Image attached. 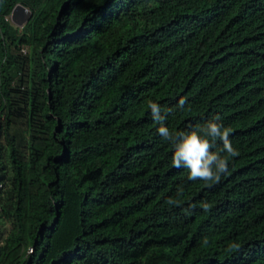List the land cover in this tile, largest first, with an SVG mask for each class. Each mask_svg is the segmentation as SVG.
<instances>
[{
  "label": "trees",
  "instance_id": "obj_1",
  "mask_svg": "<svg viewBox=\"0 0 264 264\" xmlns=\"http://www.w3.org/2000/svg\"><path fill=\"white\" fill-rule=\"evenodd\" d=\"M150 102L231 128L218 183ZM0 219V264H264V0H0Z\"/></svg>",
  "mask_w": 264,
  "mask_h": 264
},
{
  "label": "clouds",
  "instance_id": "obj_2",
  "mask_svg": "<svg viewBox=\"0 0 264 264\" xmlns=\"http://www.w3.org/2000/svg\"><path fill=\"white\" fill-rule=\"evenodd\" d=\"M185 104L186 99L181 98L178 107L184 109ZM148 107L151 109L154 122L159 125L157 133L163 140L170 142L173 147L172 166L186 168L188 179L191 181L201 180L205 183H218L221 175L228 171L229 159L239 155V151L233 147L229 138L232 130L224 126L221 117L217 115L203 126L196 125L190 131L174 133L166 126V116L161 114L160 105L156 102H150ZM217 140L222 142V148L213 151L216 148ZM222 153L224 154L222 155ZM183 191V188L179 187L177 196H180ZM166 203L175 205L179 201L169 198ZM192 207L194 208L195 205ZM202 207L205 211L208 210L206 203ZM232 247L235 248L238 245L233 244Z\"/></svg>",
  "mask_w": 264,
  "mask_h": 264
},
{
  "label": "water",
  "instance_id": "obj_3",
  "mask_svg": "<svg viewBox=\"0 0 264 264\" xmlns=\"http://www.w3.org/2000/svg\"><path fill=\"white\" fill-rule=\"evenodd\" d=\"M31 16L32 11L23 4L19 3L12 11L11 20L15 25L23 27L29 21Z\"/></svg>",
  "mask_w": 264,
  "mask_h": 264
},
{
  "label": "rangeland",
  "instance_id": "obj_4",
  "mask_svg": "<svg viewBox=\"0 0 264 264\" xmlns=\"http://www.w3.org/2000/svg\"><path fill=\"white\" fill-rule=\"evenodd\" d=\"M5 226H7L6 223L3 221V219H0V231L3 230L5 228Z\"/></svg>",
  "mask_w": 264,
  "mask_h": 264
}]
</instances>
